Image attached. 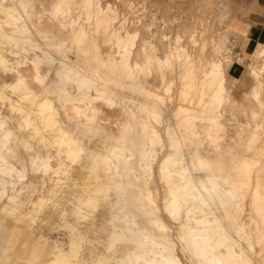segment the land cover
<instances>
[{"label": "clouds", "instance_id": "1", "mask_svg": "<svg viewBox=\"0 0 264 264\" xmlns=\"http://www.w3.org/2000/svg\"><path fill=\"white\" fill-rule=\"evenodd\" d=\"M0 264H264V0H0Z\"/></svg>", "mask_w": 264, "mask_h": 264}]
</instances>
